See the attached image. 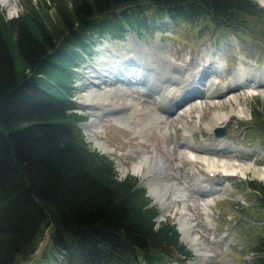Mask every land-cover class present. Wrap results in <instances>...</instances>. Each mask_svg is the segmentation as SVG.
I'll return each mask as SVG.
<instances>
[{
    "label": "trees",
    "instance_id": "trees-1",
    "mask_svg": "<svg viewBox=\"0 0 264 264\" xmlns=\"http://www.w3.org/2000/svg\"><path fill=\"white\" fill-rule=\"evenodd\" d=\"M48 1L15 18L0 13V264L31 261L46 232L37 264H163L172 248L190 256L175 225L158 222L138 179H118L88 146L73 101L76 72L96 34L122 37L125 25L145 28L150 18L252 33L250 20H264V7L254 0ZM254 189L264 213V181ZM250 254L246 264H264V236Z\"/></svg>",
    "mask_w": 264,
    "mask_h": 264
},
{
    "label": "rangeland",
    "instance_id": "rangeland-1",
    "mask_svg": "<svg viewBox=\"0 0 264 264\" xmlns=\"http://www.w3.org/2000/svg\"><path fill=\"white\" fill-rule=\"evenodd\" d=\"M254 1L264 7L259 0ZM15 2L16 11L9 13L8 4L0 1V13L4 14L6 19L21 15L30 5L41 6V0H15ZM48 2L47 0V4ZM50 4V8L46 10L47 16L54 19L56 12L51 2ZM145 12L150 14L151 10ZM149 20L150 23L145 28H138L136 25L132 27L131 24L130 26L125 25L122 37L113 39L106 35L96 34L94 36L91 41L93 51L89 53L88 58L90 60L84 61L76 72L74 97L76 111L85 117L79 126L88 146L107 157L118 179L131 175L138 179L139 185L146 188V196L151 199V204L155 205L159 211L158 222L174 224L178 229V219L182 216L183 208L187 206L184 212L190 215L191 233L198 239L197 248L204 257L206 256L205 262L201 261L199 255L188 243L181 240L190 251V256L185 257L172 248L169 253L170 257L164 256L163 264H246L250 261V252L258 239L264 236V213L257 205V194L254 189L258 183L264 181V175L261 179L237 176L220 178V176H210L208 171H203L195 163V170L200 172V181H203V185L212 182L213 190L203 193L196 189H189L190 192H187L183 200L164 197L159 194L164 186L170 187L177 183L176 186L182 187L186 176L183 174L191 175L193 172L191 167L182 171L181 165H178L175 160L177 158L176 148L183 131L176 130L173 135L170 130L163 131L161 128L163 119L156 115L150 116L138 112L136 109L135 111L128 109L127 106L119 110H108L101 106L102 103H107L102 100H98L101 105L94 104L90 107L83 106L80 100L84 91L97 78L96 73L100 68L97 59L101 54L109 52L116 54L115 57L119 61H121L119 59L121 52L131 53L136 58L129 59L130 63L143 62L137 55H145L152 61V70L146 66V63L143 64L139 81L136 80L138 75L128 73L131 70L128 66L116 71L122 75H116L117 78L129 79L130 77L128 82L123 79L125 82H121V87L123 86L125 93L128 92L133 97L140 95L142 89L140 83L146 82L148 74L158 80L156 85L168 86L170 84L168 80H175L178 76V72L175 71L178 65L189 66L194 59L200 63L201 58L206 61L208 67L202 68L200 65L197 68L203 70L200 76L197 78L193 76L187 85L188 89L195 93L201 91V82L206 79L214 82L215 86L221 87L240 78L243 79V77L262 79L264 78V20L255 23L252 19L250 20L252 33L216 28L206 21L192 25L174 22L167 18L155 23L153 19ZM167 61L171 63V66L163 68L165 78H167L165 79L160 77L159 73ZM110 65L112 64L106 65L109 73L114 71ZM165 69L168 70L167 73ZM151 81L148 87L154 90L156 85ZM95 83L99 82L96 80ZM258 88L260 89L254 93L248 89V83L240 85L235 92L239 98L237 102L231 95L224 94L221 101L224 110L228 111L232 107L231 110L237 111L242 107H238L240 103L243 105V114L232 116L221 125L220 127L225 129V134L219 138H216L214 129L208 131L203 125V121H208L204 113L205 108L199 109L198 105L192 101L193 97H188L182 100L178 107L171 108L175 112L186 108L192 122L198 125V128L194 129L191 134L195 143L221 140L227 146L222 147L218 153L220 158L246 163L254 161L258 169L264 172V83ZM100 93L98 91L94 94L100 97L109 96L113 99L123 97L117 95L118 93L107 95H100ZM145 94L142 99L151 102L149 97L152 93L145 92ZM242 95L244 99L241 98ZM153 106L154 111H158L157 105L153 104ZM163 107H165L164 104ZM159 112L163 115H173L162 112L161 109ZM98 143L104 146V150L98 147ZM138 169L140 175L147 177L143 178L134 174ZM148 181L151 185H155L154 191L150 189ZM204 201H209L208 208L205 210ZM206 217L209 223L206 222ZM179 235L181 236L180 231ZM47 241L48 232L32 260L25 264H37Z\"/></svg>",
    "mask_w": 264,
    "mask_h": 264
},
{
    "label": "bare ground",
    "instance_id": "bare-ground-1",
    "mask_svg": "<svg viewBox=\"0 0 264 264\" xmlns=\"http://www.w3.org/2000/svg\"><path fill=\"white\" fill-rule=\"evenodd\" d=\"M0 1L8 4L9 13L16 11L15 0H0ZM259 1L260 3L264 4V0H259ZM115 55L116 54H114L113 52H109L106 54L103 53L97 59V63L100 65L98 73H96L97 78H95V80L92 81L90 86L84 91L83 97L81 98L80 101L83 106L85 105L87 107H90L91 105L94 104L101 105L99 101L102 100L103 102H107V103H102L101 106H103L104 109L106 108L108 110H119L120 108L122 107L124 108L127 106L128 109H132V110L134 109V111L136 109V111L138 112L149 114L150 116L156 115L158 118L163 119L162 120L163 122L161 123L162 124L161 128H163L162 129L163 131L170 130L171 131L170 133L172 135L176 132V130L180 129L183 131V133L180 136V142L178 143V147L176 148L175 156L177 158L175 160L178 163V165H181L182 171L188 167H191L193 172H191V175L183 174L184 176L185 175L186 176L183 179L184 185L182 187L176 186L177 183L175 185L174 184L170 185V187L164 186L161 192H159L160 195L167 197L169 199L179 198L183 200V198L187 195V192H190V190L196 189L203 193L213 190L212 182H207L204 185L202 184L203 181H200V172L195 170V163H197L201 167V169H203V171L204 170L208 171L210 176H220V178L221 177L229 178L232 176H237L242 178L251 177L252 179L253 178L261 179L263 177L264 175L263 170L258 169L254 161H249V163H246L238 160L230 161L227 159L220 158L218 156V153L221 151L222 147L227 146V144H225L221 140L195 143L192 139L193 136L191 134L194 129L198 128V125L192 122V119L190 115L187 113L186 108L185 109L181 108L180 110L175 112L171 107L175 106L176 108L182 102V100H185L188 97H193L192 101L198 105L199 109L202 110L203 108H205L204 113L206 114L208 121L207 122L203 121V125L207 128L208 131H211L216 127L223 125L232 116H242L243 114V108H242L243 105L240 103H238V107L241 106L242 107L237 109V111L231 110L233 109L232 107H230V110L228 111L224 110L223 103L221 102L222 99L224 98V94H228L227 96L231 95L234 101L237 102V99L239 98H237L235 94V92L237 91L236 88H238L240 85H245V83H248V89H250L251 92L255 93L258 89H260L258 87H261V85L264 83V78L257 79L256 77H247V78L243 77V79L240 78L237 81L233 83H229L228 85L223 87L215 86L214 82H209V80L206 79L205 81L201 82L202 83L201 91L195 93L190 89H188L187 85H189L193 76H195L196 78L200 76L201 74L200 72L203 71L197 69L200 65L202 66V68L204 66H205L204 68H207L208 66L203 58H201L200 63H197L198 61L196 62V60L194 59V61L191 62V64L189 63L190 64L189 66L178 65V69L175 70L178 72V76L175 78L176 81L173 79L168 80L170 82L168 86L170 87L165 85L162 86L156 85L158 80L156 78L149 76L148 74V78H147L148 81L152 80L151 83L155 82L156 88H154L153 90V88L143 86V90L142 91L140 90L139 93L140 95H138V97H133L128 92L125 93V89L122 88L123 86L121 87L122 85L121 82L123 80L117 78L116 75L118 76H122V75L118 74L116 71L118 69H125L126 66H128L129 67L128 69L131 68V70L128 73H133L134 75L140 76L141 75L140 72L143 68L144 63H146V66L152 70V66H151L152 61L145 55H140V56L137 55V57H139L140 60H143V62L140 64L139 62L130 63L129 59L131 58L136 59L134 56H132L131 53L129 54L126 52L119 53L120 56L119 59L121 61L117 60ZM169 61L164 63L161 68V72L159 73V76L162 78L166 77V75H164L163 68L164 67L170 68L171 66V63ZM108 64H112L110 65V67L114 68V71H110L109 73V71L106 70V65ZM131 65H133V67L135 68L131 67ZM166 70L167 69H165V73L168 72V70L167 71ZM96 80L99 82L98 84L95 83ZM98 91L102 93V94L100 93V95L118 93L117 95H122L123 97L120 98L117 97L113 99L112 97L109 96H102V97H100L99 95L95 96L94 93ZM145 92L152 93L149 97L151 102L142 99ZM241 98L244 99V96L242 95ZM153 104L157 105L158 111L156 110L154 111ZM163 104L165 107H163ZM176 104L178 105L176 106ZM206 108L208 110H206ZM160 109L162 110V112L173 115L160 114L159 112ZM98 147L104 150L103 148L104 146L101 145V143H98ZM134 174L140 175V170L138 169L137 171L134 172ZM140 176L143 178L147 177L145 175H140ZM148 184L151 187L150 189L154 191L155 185H151L149 181ZM201 184L205 187H203ZM227 191H229V189H227ZM184 201L183 203L185 205ZM208 202L209 201L203 202L204 210L208 208ZM186 209L187 206L183 208L182 216L179 217L178 219V229L180 231L181 238L183 241L188 243L191 248H193L196 254L199 255V258H201V261L205 262L204 258L206 256L204 257L203 253H201L197 248L198 239L195 237V235L193 236L191 233L192 225L189 217L190 215L187 212L186 213L184 212ZM205 220L207 223H209L207 217L205 218Z\"/></svg>",
    "mask_w": 264,
    "mask_h": 264
},
{
    "label": "water",
    "instance_id": "water-1",
    "mask_svg": "<svg viewBox=\"0 0 264 264\" xmlns=\"http://www.w3.org/2000/svg\"><path fill=\"white\" fill-rule=\"evenodd\" d=\"M225 134V129L222 128H217L215 130V135L218 136H223ZM180 240H182L181 236L179 237Z\"/></svg>",
    "mask_w": 264,
    "mask_h": 264
}]
</instances>
